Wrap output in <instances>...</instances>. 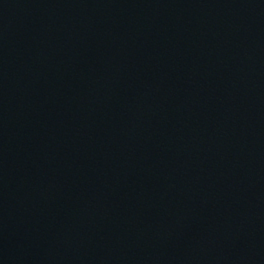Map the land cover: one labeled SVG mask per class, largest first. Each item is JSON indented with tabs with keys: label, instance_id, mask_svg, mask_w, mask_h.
I'll return each mask as SVG.
<instances>
[{
	"label": "water",
	"instance_id": "95a60500",
	"mask_svg": "<svg viewBox=\"0 0 264 264\" xmlns=\"http://www.w3.org/2000/svg\"><path fill=\"white\" fill-rule=\"evenodd\" d=\"M0 264H264V0H0Z\"/></svg>",
	"mask_w": 264,
	"mask_h": 264
}]
</instances>
